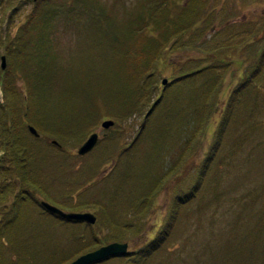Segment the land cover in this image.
<instances>
[{
  "label": "trees",
  "instance_id": "trees-1",
  "mask_svg": "<svg viewBox=\"0 0 264 264\" xmlns=\"http://www.w3.org/2000/svg\"><path fill=\"white\" fill-rule=\"evenodd\" d=\"M30 1L33 8L16 27L14 36H10L8 29L3 41L0 42L1 55L6 57V67L4 69L0 67L2 97L0 99V264H66L101 245L113 241L127 242L142 228L134 224L139 222L147 209H151L154 197L166 185V180L169 181V178L172 176V179L175 175L174 194L165 219L148 242L124 254L92 263L100 264L107 263L111 259H120L126 264H150L154 255L168 242L185 206L197 200L200 192L206 187L210 170L214 171V164L218 163V160H215L213 164L214 157L219 153L222 138L227 132V124L237 105L239 106L243 101L245 111L248 105L247 99L254 101L253 108L248 110L247 118H249L257 107L258 99L264 97V41L257 40L261 48L256 49L251 55L254 60L249 57L250 55L247 57L253 60L250 68L231 89L222 118L212 133V143L202 160L196 165L191 163L195 173L193 180L183 185L181 183L183 178L179 174L182 170L181 164L189 163L190 159L186 160V158L189 155L193 156L202 146L206 125L210 113L213 112V101L215 102L214 99L224 80L225 65L232 63V60L226 61L221 58V52H218V50L224 51L227 46L210 50L208 52L210 54L218 52L211 54L213 60L218 63L203 65L196 70L188 69L187 72L181 71L175 75L169 83L178 84V89L171 99L167 98V87H162L157 93L158 96L156 95L158 83L151 77L169 50L177 44L183 45L185 42L191 44L195 29L200 25L205 26L203 28L207 27L206 20L211 13L202 8L206 0H143L138 2L140 4L134 12L128 14L123 28L116 27L115 21L110 19L102 8L96 7V3L92 0L88 7H96L94 12L96 19H104L108 22V26L100 32L102 37H107L103 44L113 48L115 61L118 58L123 59L124 68L130 77L129 80L126 78L128 82L124 81L116 88L115 96L108 92H96V88L80 82L76 86L78 92L72 91L68 95L61 96L62 102H74L71 115L67 114L66 109L64 112L60 111L61 103H57L58 108L52 107L49 99L44 97L46 90L54 84L48 81L50 73L53 71V74H57L55 69H50L51 60L48 59L50 56L48 54L51 52L47 47V36L52 32L50 21L57 16L58 10L66 2ZM75 2L84 5L81 0H70V3ZM247 41L250 43L252 39L238 43L234 47L235 52L241 53L239 49L247 45ZM113 67L117 70L118 66L114 64ZM222 68L224 71L221 70ZM200 76L204 79L197 83ZM18 79L23 81V89L18 87ZM178 97L185 99L186 103L173 111V114H176V128L180 121L183 122V126H189L188 137L181 146L173 142V137L169 138L168 131L164 128L165 118L155 117V113L158 112L157 110L154 112L156 106L159 107L164 101L179 100ZM144 109H146L145 115H143ZM135 113H138L142 121H138L140 129L132 142L138 140L153 116L155 124L150 133L153 139L154 135L157 136L154 141L150 139L148 144L151 147L150 152L145 154V159L140 163L137 171L135 169V173L131 174L132 164L137 162L132 150L133 143L121 144L120 137L124 131L122 128L119 130L115 128L119 121ZM107 118L114 121L109 131H114L117 136L107 138L110 140L108 151L96 158V162L89 166L90 172H93L104 160L110 158L116 160L109 171L102 176L103 180L102 177L99 178L105 183V187L100 188L99 185L93 199L81 205L67 206L68 211H82L78 210L82 208L97 209L99 214L95 224L65 220L47 212L40 205L39 198L55 199L45 187L46 178L40 172L39 163L47 162L48 155L42 153L39 147L31 146L28 137L32 140H38L37 138L50 140L49 145H53L51 140H55L59 145L54 146L61 152L67 153L66 146L63 145L65 140L82 141L87 134L96 131L98 125ZM27 124L36 128L39 137H32L27 130ZM259 126H261L260 122L252 123L250 131L258 130ZM240 140L239 138L236 142L238 145ZM173 151L177 153V157L172 161L170 158ZM123 155L126 157L124 158ZM115 172L120 174L116 177L117 184L110 190V179ZM125 178L128 185L124 187ZM261 192L264 194V186L261 187ZM101 199H104V202ZM107 204L113 206L110 211L106 207ZM127 210L131 215L123 217L124 214L120 211ZM262 212H264V204ZM42 214L54 217L59 223L76 230L72 233L69 243L64 246L53 245L46 251V256L41 262H37L32 255L33 243L29 242L32 234L23 233H26L25 226L31 219L34 225H41ZM117 214L120 216L117 217ZM239 220L230 227V235L225 239L224 244L221 243L219 254L210 252L207 260L198 264H264V213L259 215L254 224L249 227L246 225L243 232L239 230ZM102 227L107 229V234L100 236Z\"/></svg>",
  "mask_w": 264,
  "mask_h": 264
},
{
  "label": "rangeland",
  "instance_id": "rangeland-1",
  "mask_svg": "<svg viewBox=\"0 0 264 264\" xmlns=\"http://www.w3.org/2000/svg\"><path fill=\"white\" fill-rule=\"evenodd\" d=\"M61 1L66 4L62 5L57 16L51 19L52 32L47 36V47L51 51L48 59L51 60L53 67L50 66V69L57 71V77L53 71L50 73L48 81L54 84L46 90L44 97L49 99L52 107L58 108L57 103H61L60 111L64 112L66 109L67 114L71 115L74 102H62L61 96L68 95L72 91L78 92L76 86L80 82L96 88V92H108L113 95L116 88L124 81L128 82L130 77L124 68L123 59L118 58L115 61L113 48L103 44L107 37H102L100 32L108 26V22L104 19H96L95 8L98 6L102 8L107 16L115 21L116 27L123 28L128 14L134 12L140 4L138 2L143 0H94L96 7H88L92 0H81L84 7L77 2L70 3V0ZM32 8L33 4L30 0H0V42L3 41L8 29H10V36H14L16 27L24 20L25 15L31 12ZM202 8L211 13L206 20L207 27L203 28L205 26L200 25L195 29L191 44L187 42L183 45L177 44L169 50L151 77L158 83L156 95L158 96L157 93L162 87H167V98L171 99L178 89V84L169 82L181 71L187 72L188 69L196 70L203 65L218 63L211 56L218 52H221V58L226 61L227 59L232 60V63L225 65V71L221 69L225 72L223 73L224 80L214 99L215 102L213 101V112L210 113L206 125L202 146L193 156L189 155L188 159L186 158V160L190 159V164L186 162L184 165V162L181 164L182 170L179 174L183 178V181L180 180L183 185L193 180L195 173L191 163L196 165L202 160L204 153L212 143V133L222 118L231 89L249 70L254 60L251 55L256 49L261 48L257 40L264 41V0H206ZM249 38L252 41L250 43L247 41L248 44L239 49L241 53H236L234 47ZM107 42L112 45L111 42ZM222 47H226V52L218 50L215 53H208L210 50ZM1 53L2 48L0 47V55ZM248 56L253 60H249ZM114 64H117V70L114 69ZM164 78L166 83L162 84ZM203 79V76L198 77L197 83L202 82ZM17 85L23 89L21 79L17 80ZM178 98L179 100L164 101L161 107H155L154 112L156 110L158 112V114L155 113V117L165 118L164 128L167 129L169 138L173 137V142L181 146V143L188 137L189 126H183V122L180 121L176 128V114H173V111L186 103L185 99ZM258 100L257 107L249 118H247L248 110L253 108L254 104L252 100L247 99L249 106L247 105L245 111L243 101L239 106L237 105L235 112L233 111L227 124V132L222 138V146L213 160V164L215 160H218V163L214 164V171L210 170L206 187L200 192L197 200L185 206L168 242L154 255L150 264H198L206 261L210 252L219 254L221 243L224 244L225 239L229 237L230 227L237 220L240 219L239 230L243 232L246 225L251 226L259 215L264 213L262 212L264 194L261 192V187L264 186V97ZM145 113L146 109L143 115ZM154 119L153 116V119L148 121L146 129L134 143L132 141L140 129L138 121H142L138 113L125 117L116 125L115 129L122 128L124 131L120 137V143H133L132 150H134V158L137 162L132 164L131 174L135 173V169L137 171L140 163L145 159V154L150 152L151 147L148 144H150V139H153L150 130L155 124ZM258 122L261 123L258 130L250 131L252 123ZM95 130L99 140L92 150L84 155H78L76 149L88 134L82 141L80 139L65 140L63 145L66 146L67 153L61 152L53 143L49 145L50 140L45 141L43 138L32 140L28 137L30 141H27L31 146L39 147L42 153L48 155V161L39 163V169L46 178L44 182L46 189L55 199L46 200L54 206L68 211L67 206L81 205L93 199L99 185L100 188L105 187V183L101 182L102 176L109 171L116 160L111 158L104 160L99 168L92 170L93 172H90L89 166L96 162V158L108 151L110 140L107 138H115L117 133L109 131L110 129H102L100 125ZM156 136L154 135V139ZM239 138L241 140L238 145L236 142ZM123 157L125 158L126 155ZM176 157L177 153L173 151L170 160L173 161ZM119 174L120 172H115L110 179V190L117 184L116 177ZM100 177L102 180L99 179ZM171 177L169 181L166 180V185L154 197L151 209H147L139 222L134 224L142 228L140 232L127 240L128 250H134L146 244L164 221L175 189L176 176L174 175L172 179ZM123 185L124 187L128 185L126 178ZM40 199L43 200V198ZM101 201L104 202V199ZM106 207L108 211L113 208L109 204ZM78 210L84 211L85 208ZM88 210L93 212L97 219L99 211L91 208ZM120 212L124 214L123 217L131 215L128 210ZM117 215V217L120 216ZM31 220L26 224V233L23 234L31 232L29 242L33 243L32 255L37 262H41V259L46 256V251L53 245L64 246L69 243L72 233L76 230L45 214H42L43 223L41 225H34L35 223ZM106 234L107 229L102 227L100 236ZM100 264L126 263L120 259H111L107 263Z\"/></svg>",
  "mask_w": 264,
  "mask_h": 264
},
{
  "label": "water",
  "instance_id": "water-1",
  "mask_svg": "<svg viewBox=\"0 0 264 264\" xmlns=\"http://www.w3.org/2000/svg\"><path fill=\"white\" fill-rule=\"evenodd\" d=\"M0 67L1 69H4L6 67V57L5 55L0 56ZM166 83V79H162V84ZM0 99L1 92H0ZM114 125V121L112 119H105L100 123V127L102 129H108ZM28 131L34 136L38 137L39 133L35 129L34 126L31 124H27ZM99 140L98 133L96 131L91 132L85 140L80 143V145L77 147L76 152L78 155H84L92 150V148L96 145V143ZM51 142L55 145H59L55 140H51ZM40 205L49 213L54 214L62 219L65 220H74V221H84L90 225L95 224L96 222V216L91 211H65L57 206H54L50 202L46 200H40ZM128 251V243L127 242H118L113 241L104 245H101L100 247L85 252L78 257H76L74 260L66 263V264H92L94 262L101 261L103 259H106L110 256L114 255H121Z\"/></svg>",
  "mask_w": 264,
  "mask_h": 264
}]
</instances>
